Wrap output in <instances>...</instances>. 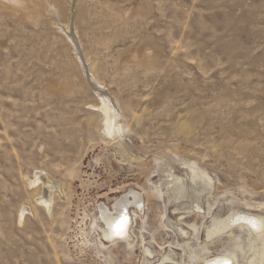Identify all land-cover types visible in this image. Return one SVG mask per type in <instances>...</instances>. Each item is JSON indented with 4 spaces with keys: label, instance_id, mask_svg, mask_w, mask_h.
Listing matches in <instances>:
<instances>
[{
    "label": "rangeland",
    "instance_id": "1",
    "mask_svg": "<svg viewBox=\"0 0 264 264\" xmlns=\"http://www.w3.org/2000/svg\"><path fill=\"white\" fill-rule=\"evenodd\" d=\"M27 1L30 11L0 5V264L252 259L245 229L206 244L205 226L232 208L264 217V0ZM70 17L121 105L123 145L105 136L57 27ZM188 166L210 188L175 203L167 190ZM37 174L57 187L50 211L29 185ZM131 192L145 205L129 208L133 240L110 243L101 211L117 214Z\"/></svg>",
    "mask_w": 264,
    "mask_h": 264
},
{
    "label": "bare ground",
    "instance_id": "2",
    "mask_svg": "<svg viewBox=\"0 0 264 264\" xmlns=\"http://www.w3.org/2000/svg\"><path fill=\"white\" fill-rule=\"evenodd\" d=\"M0 5L2 7H11L18 10V12L24 9L26 11H30L32 9H30V5L32 6V4L27 0H0ZM48 7L51 18L57 20L58 10L55 7H52V5H49ZM71 18L72 17H70V21L67 25L58 24L59 26L57 27H59V29L66 34V37L74 48L76 57L79 59L78 61L83 63L81 64L83 73L99 100L98 105H92V107L104 118L105 136L110 138L111 141H115L116 144L123 145L124 137L127 136V133L129 134V126L124 121L125 119L121 105L115 97H112V95L108 93L104 84L98 80V76L93 72L90 59L86 58L84 54L83 56L85 59H83L84 57L82 58V46L80 45V41L76 35L77 31L75 26H72L73 18ZM85 61L86 64H84ZM187 168L189 169L190 174H187L185 178L173 179L172 189L167 190L169 199H173V201L175 200V203L176 201L187 199V194H189L190 191L191 193L202 195L210 188L209 181L202 174H200L195 167L188 166ZM29 182V185L32 189H34L33 196L37 203L50 211L52 198L55 194H58L56 185L52 183V181L44 178L43 175L38 174L34 182ZM129 195L133 196L132 200L129 199L130 196L126 197L124 205L121 209L117 210V214L114 215L107 210L101 211L104 225V237L110 243L114 241L118 243H130L133 240L132 230L130 229L131 217L129 214V208L130 206H135L136 210L134 211V215H137L139 209H141V212L143 211L144 201L141 195L136 192H131ZM196 208L198 211L202 212V208L199 205H197ZM25 211V208H23L19 213L20 224H23L24 222ZM121 220L125 221V223L121 224L118 230L117 223ZM235 229H245L249 235V252L252 253L253 257L245 264H264V217L260 215L238 211L233 208L225 217L212 215L209 223L205 226L206 244L213 243L223 236L230 235ZM181 232L183 235H189V233L183 229H181ZM147 253L148 255L153 256V251L151 249H148ZM161 255L163 258L160 259V264L171 260L172 255ZM196 259L200 258L197 255L192 256L190 258L191 263L193 264ZM235 260L236 259L233 253L224 252L216 254L212 257L207 256L202 260V264H224V261H228L229 264H235Z\"/></svg>",
    "mask_w": 264,
    "mask_h": 264
},
{
    "label": "snow or ice",
    "instance_id": "3",
    "mask_svg": "<svg viewBox=\"0 0 264 264\" xmlns=\"http://www.w3.org/2000/svg\"><path fill=\"white\" fill-rule=\"evenodd\" d=\"M123 223H125V221H123V220H121V221H119V222L117 223V229H118V230H119V228H120V225L123 224ZM118 234H119V232H118ZM224 264H229V262H228V261H224Z\"/></svg>",
    "mask_w": 264,
    "mask_h": 264
}]
</instances>
